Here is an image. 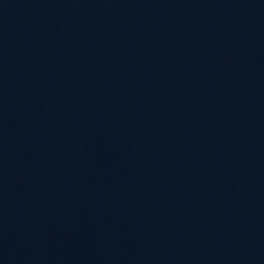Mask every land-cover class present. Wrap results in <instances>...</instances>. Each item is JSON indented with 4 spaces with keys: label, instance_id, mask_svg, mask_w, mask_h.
I'll list each match as a JSON object with an SVG mask.
<instances>
[{
    "label": "water",
    "instance_id": "1",
    "mask_svg": "<svg viewBox=\"0 0 264 264\" xmlns=\"http://www.w3.org/2000/svg\"><path fill=\"white\" fill-rule=\"evenodd\" d=\"M0 264H264V0H0Z\"/></svg>",
    "mask_w": 264,
    "mask_h": 264
}]
</instances>
